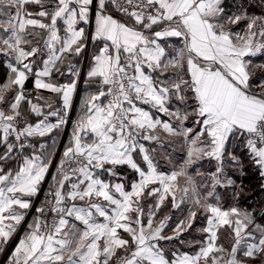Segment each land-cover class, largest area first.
<instances>
[{
    "label": "snow or ice",
    "instance_id": "6c2138e0",
    "mask_svg": "<svg viewBox=\"0 0 264 264\" xmlns=\"http://www.w3.org/2000/svg\"><path fill=\"white\" fill-rule=\"evenodd\" d=\"M257 57L264 0H0L2 264L264 262V202L220 196L237 150L264 178Z\"/></svg>",
    "mask_w": 264,
    "mask_h": 264
},
{
    "label": "crops",
    "instance_id": "0c3cea01",
    "mask_svg": "<svg viewBox=\"0 0 264 264\" xmlns=\"http://www.w3.org/2000/svg\"><path fill=\"white\" fill-rule=\"evenodd\" d=\"M229 2H231V0H229ZM250 3H255L256 0H249ZM251 14L253 15H259L260 14V10L259 8L257 9H252L251 10ZM239 27V26H237ZM93 50H95L93 48ZM6 63V61H5ZM254 63H264V60H261L259 57L257 58H254ZM85 64H87V61H85ZM257 74L259 72V70L257 69ZM6 68L3 67V66H0V83L4 82L5 81V76H6ZM67 79V77H61L60 78V82H64L65 80ZM27 84H30L32 85V81L29 80ZM79 87L78 86V91H77V96H78V92H79ZM42 95L44 96H48V97H51L52 94L51 93H48L47 91H42ZM83 95V89L81 87V92H80V96L79 98ZM77 108H76V112L74 113V116L72 117V120L74 121L75 119V115L79 113V99H78V102H77ZM76 104V101L74 102V106ZM54 119V118H53ZM61 143H63V140L61 141ZM168 152L171 153V163L169 164H163V170L164 171H169L174 165L177 164V161L180 159V155L181 154H178V152L176 151H172L170 148L167 150ZM240 154V158H241V161H242V164L240 166V168L238 169H233V179L236 181V184H235V190L238 192V200H234L233 199V189L229 188V189H225V190H221L220 191V196H221V203L225 206V207H228V206H232L234 204L238 205L239 207L241 208H247L249 210L253 209V208H258L256 205H254L253 207H247L245 205H243V201L245 197H250V193L249 191L247 190V188H241V179L245 176V175H249L247 172H246V168H250V169H255V167H253L250 162H249V159L247 157L246 154H244L242 152V150H237ZM160 159H163L164 158V152L162 151L161 152V156L158 157ZM245 158L248 159V161H245ZM207 167V166H206ZM202 171H204V169H202ZM262 188L264 189V178H263V182H262ZM264 202V194H263V201ZM162 212L166 211V209H162L161 210ZM170 215H172L173 217V221L170 222V226L172 223L175 222V220L178 218V213L177 212H171L169 213ZM23 227V225L21 226ZM19 235V233H18ZM201 234L200 233H193V236H196V237H199ZM189 239H191V237H189ZM220 242H222L225 247H229L232 243L229 235H228V232L227 231H223L222 234H221V237H220ZM11 246V244H10ZM185 251H189L191 252L192 249L191 248H185L184 249ZM2 261H3V256H0V264H2ZM252 264H264V262H262L261 259H257L255 261L252 262Z\"/></svg>",
    "mask_w": 264,
    "mask_h": 264
},
{
    "label": "trees",
    "instance_id": "16d2710c",
    "mask_svg": "<svg viewBox=\"0 0 264 264\" xmlns=\"http://www.w3.org/2000/svg\"><path fill=\"white\" fill-rule=\"evenodd\" d=\"M245 161H248V159L245 158ZM245 170L249 175H245L241 179V188H247L250 197H245L241 202L247 207H253L256 205L259 208L262 204L264 194V189L262 188L263 178L260 176L256 168H246Z\"/></svg>",
    "mask_w": 264,
    "mask_h": 264
},
{
    "label": "water",
    "instance_id": "95a60500",
    "mask_svg": "<svg viewBox=\"0 0 264 264\" xmlns=\"http://www.w3.org/2000/svg\"><path fill=\"white\" fill-rule=\"evenodd\" d=\"M80 92H81V86L79 87V92H78V96H77L76 104H75V106H74V111H75L76 106H77V102H78V99H79V96H80Z\"/></svg>",
    "mask_w": 264,
    "mask_h": 264
},
{
    "label": "rangeland",
    "instance_id": "374dc122",
    "mask_svg": "<svg viewBox=\"0 0 264 264\" xmlns=\"http://www.w3.org/2000/svg\"><path fill=\"white\" fill-rule=\"evenodd\" d=\"M26 86H33V85L27 84ZM77 104H78V103H77ZM76 108H77V106H76ZM75 112H76V109H75L74 113H75ZM74 113H73L72 117L74 116ZM72 117L70 118L71 120H72Z\"/></svg>",
    "mask_w": 264,
    "mask_h": 264
},
{
    "label": "built area",
    "instance_id": "2783aa9c",
    "mask_svg": "<svg viewBox=\"0 0 264 264\" xmlns=\"http://www.w3.org/2000/svg\"><path fill=\"white\" fill-rule=\"evenodd\" d=\"M26 87H27L29 90H31L33 86H26Z\"/></svg>",
    "mask_w": 264,
    "mask_h": 264
}]
</instances>
